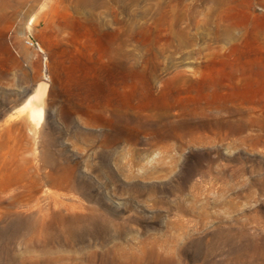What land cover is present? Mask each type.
Returning <instances> with one entry per match:
<instances>
[{"label": "rangeland", "instance_id": "obj_1", "mask_svg": "<svg viewBox=\"0 0 264 264\" xmlns=\"http://www.w3.org/2000/svg\"><path fill=\"white\" fill-rule=\"evenodd\" d=\"M242 230L264 0H0V264H248L210 249Z\"/></svg>", "mask_w": 264, "mask_h": 264}, {"label": "bare ground", "instance_id": "obj_2", "mask_svg": "<svg viewBox=\"0 0 264 264\" xmlns=\"http://www.w3.org/2000/svg\"><path fill=\"white\" fill-rule=\"evenodd\" d=\"M35 101L39 103L38 99H35ZM247 234L248 233L246 231L242 230L241 232H239V235H232V239H230V242L229 238L225 236L223 238V241H226L228 245L225 243L223 245L214 243L216 245H212L210 249L212 252L220 249H229L234 253V258L238 259L241 262H245L248 264H264V245H261L260 243H258V239H255L254 244L248 247L245 244V239L248 236Z\"/></svg>", "mask_w": 264, "mask_h": 264}]
</instances>
